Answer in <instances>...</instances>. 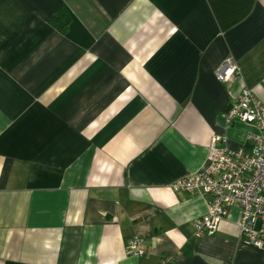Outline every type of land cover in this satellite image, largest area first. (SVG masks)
I'll list each match as a JSON object with an SVG mask.
<instances>
[{
	"label": "crops",
	"instance_id": "obj_1",
	"mask_svg": "<svg viewBox=\"0 0 264 264\" xmlns=\"http://www.w3.org/2000/svg\"><path fill=\"white\" fill-rule=\"evenodd\" d=\"M243 88L264 102V0H0V264H264L237 206L196 237L210 197L167 187L213 135L249 149Z\"/></svg>",
	"mask_w": 264,
	"mask_h": 264
},
{
	"label": "built area",
	"instance_id": "obj_2",
	"mask_svg": "<svg viewBox=\"0 0 264 264\" xmlns=\"http://www.w3.org/2000/svg\"><path fill=\"white\" fill-rule=\"evenodd\" d=\"M239 75L232 58L221 62L214 70L217 80L228 82ZM226 125L244 123L255 127L246 140L249 149H230L221 135L210 139L207 164L204 169L168 184L172 192H188L209 196L206 213L193 221L196 237L213 234L229 210H240L238 228L244 239L264 251V102L243 88L225 112ZM142 238L129 240V253L142 256Z\"/></svg>",
	"mask_w": 264,
	"mask_h": 264
},
{
	"label": "trees",
	"instance_id": "obj_3",
	"mask_svg": "<svg viewBox=\"0 0 264 264\" xmlns=\"http://www.w3.org/2000/svg\"><path fill=\"white\" fill-rule=\"evenodd\" d=\"M48 23L59 33L64 34L67 31L68 24L70 23V15L65 8H60L49 19Z\"/></svg>",
	"mask_w": 264,
	"mask_h": 264
}]
</instances>
